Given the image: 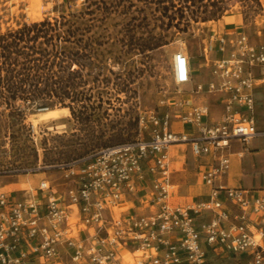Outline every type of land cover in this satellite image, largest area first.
<instances>
[{
  "label": "built area",
  "instance_id": "built-area-1",
  "mask_svg": "<svg viewBox=\"0 0 264 264\" xmlns=\"http://www.w3.org/2000/svg\"><path fill=\"white\" fill-rule=\"evenodd\" d=\"M228 42V55L211 61V79L196 84L197 90L223 95L220 120L203 122L205 104L175 114L196 126L198 135L173 130L168 112L144 113L139 123L141 131L150 123L147 137L62 162L66 177L77 176L62 194L47 180L25 198L0 189V264L55 259L62 245L71 261L89 264H122L125 247L142 252L137 255L146 258L141 264H264V193L214 185L229 169L230 141L246 144L264 135L257 126L254 97V88L264 81V74L254 72L264 69V41L252 43L240 33ZM224 44L222 39L221 50ZM173 74L177 84L192 79L190 58L183 51L174 53ZM184 143L195 157L212 156V161L201 171L210 186L207 198L180 205L172 199L171 148ZM140 191L148 195L151 210L123 217L127 207L121 208L122 200Z\"/></svg>",
  "mask_w": 264,
  "mask_h": 264
},
{
  "label": "rangeland",
  "instance_id": "rangeland-1",
  "mask_svg": "<svg viewBox=\"0 0 264 264\" xmlns=\"http://www.w3.org/2000/svg\"><path fill=\"white\" fill-rule=\"evenodd\" d=\"M33 1L0 0V34L48 19L56 24L52 35L59 36L53 43L61 51V22L62 15H66L75 22L76 37L80 38L79 61L87 64L81 67V74L88 84L80 89L88 94L90 91L91 102L102 105L88 111L75 109L74 113L68 107L70 114L63 118L41 117L45 107H63L56 98H17L13 102L19 115L5 103L0 105V189L19 198L27 197V191L35 193L43 180L52 185L56 194H62L77 180V176H65L62 161L107 145L147 137L150 123H144L142 131L139 123L144 113L168 112L175 118L183 111L189 90L187 83L177 84L174 80L175 52L188 55L194 76L207 83L212 76L211 61L228 55L232 48L229 40L244 33L252 43L264 41V0L258 13L244 2L232 0L219 17L191 19L180 28L169 25V18L161 16L162 9L144 0H37L39 14L34 17L29 14ZM222 39L226 41L223 50ZM86 44L93 49L90 57L83 54ZM55 70H59V64ZM254 72L263 75L264 69L256 67ZM104 77L107 81H103ZM87 113L91 115L89 119L85 118ZM256 116L259 120L258 113ZM260 121L264 123L262 117ZM246 144L259 152L243 158L245 181L253 177L256 182L264 180V136H256ZM184 147L171 148L178 159L174 182L179 185L197 179L192 168L193 154L185 155ZM54 162L57 164H50ZM141 253H125L122 264L130 257L141 260L143 257L137 256Z\"/></svg>",
  "mask_w": 264,
  "mask_h": 264
},
{
  "label": "trees",
  "instance_id": "trees-1",
  "mask_svg": "<svg viewBox=\"0 0 264 264\" xmlns=\"http://www.w3.org/2000/svg\"><path fill=\"white\" fill-rule=\"evenodd\" d=\"M144 1L156 4L158 9H162L161 16L169 18L168 24L180 28L182 23H185L186 27L191 19L207 21L219 17L228 9L232 0ZM240 1L255 13L262 8L261 0ZM61 23V51H58L53 43L54 37L59 36L52 35L56 24L48 19L24 24L0 34V105L5 103L17 115L20 112L13 102L17 98L32 101L56 98L62 106L69 107L72 113L75 109L88 111L102 105L92 103V93L89 91L88 94L80 89L88 84L81 74V67L87 64L79 61L80 38L76 37L75 22L62 15ZM82 49L85 56H91L93 49L89 44L84 45ZM58 59L60 60L57 62ZM57 64L59 70L56 71ZM103 81H107V77H104ZM89 89L91 90V87ZM66 99L70 101L67 103ZM90 116V113H87L85 118L89 119Z\"/></svg>",
  "mask_w": 264,
  "mask_h": 264
},
{
  "label": "crops",
  "instance_id": "crops-1",
  "mask_svg": "<svg viewBox=\"0 0 264 264\" xmlns=\"http://www.w3.org/2000/svg\"><path fill=\"white\" fill-rule=\"evenodd\" d=\"M50 18V16H47ZM0 32H1V25H0ZM192 70V79L188 84L189 93L187 94V99L184 103V110L189 109L191 106L205 104L208 106V113L203 116V122L206 124L215 123L220 120L223 114V103H222V96L218 93H213L206 90H197L196 84L200 83L201 81L198 80L194 76V68L191 66ZM261 94V95H260ZM254 97H255V117L257 120L258 128L264 129V123L260 124V118L264 119V81L259 83L254 88ZM260 116L259 120L256 114ZM172 128L173 130L180 132L184 131L187 132L191 136L198 135V128L196 126H191L189 124L182 123L177 117L172 119ZM264 136V135H261ZM254 138L250 141L252 143ZM184 145L183 152L185 155H189L191 153L189 145L187 143L184 144H177L175 146ZM229 157H230V166L228 171L222 176L218 177L215 180V186H229V187H239L245 186V188L253 189L257 193H264V180H260L256 182V178H250L249 180L245 181L247 175L243 166V158L246 155H255L259 151H252L251 148H248V144L241 142L238 139H232L230 141V146L227 149ZM264 151V150H263ZM172 182L174 183V189L172 193V199L175 203L180 205H186L190 202L206 199L208 193L210 191V186L207 185L202 177L201 171L204 168H207V165L211 163L212 156L200 157L197 158L194 155L192 159V168L195 171L194 173L197 175V179L188 180V184L184 183V185H179V183L174 182L175 176L174 173L178 171V166L176 163L178 162L177 157L172 153ZM192 154V153H191ZM185 161V160H184ZM191 172V171H190ZM178 175V174H177ZM192 182V183H191ZM149 183L145 184L148 185ZM144 185V184H143ZM149 186H144L143 188H148ZM147 191V190H146ZM148 195L144 191L138 192L136 196H126L122 200L123 206L127 207L126 211L122 212L123 217H127V215L133 213H149L151 210V206L148 205V200L146 199ZM229 206L233 209V211H237V208L231 204ZM117 214V211L116 213ZM251 219L255 218L253 213L249 214ZM92 227L88 229L91 231ZM82 236L86 235V232L81 233ZM61 255L55 259H48V258H38L35 260V264H89L88 262H74L70 259V252L66 250L65 247L61 246ZM132 254V248L125 247L120 251L121 262H123V256L125 253ZM150 251H146V254ZM143 258L141 260H145ZM225 264V263H224Z\"/></svg>",
  "mask_w": 264,
  "mask_h": 264
},
{
  "label": "bare ground",
  "instance_id": "bare-ground-1",
  "mask_svg": "<svg viewBox=\"0 0 264 264\" xmlns=\"http://www.w3.org/2000/svg\"><path fill=\"white\" fill-rule=\"evenodd\" d=\"M39 8L38 1L34 0L31 4V8L29 14L34 16H37L39 12L37 11ZM3 28V27H2ZM70 114V110L68 107H60V108H49L45 107L43 108V112L41 117L42 118H56V117H65ZM138 252V251H137ZM140 252V251H139ZM141 263V260L133 261V258L130 257L125 264H138Z\"/></svg>",
  "mask_w": 264,
  "mask_h": 264
}]
</instances>
